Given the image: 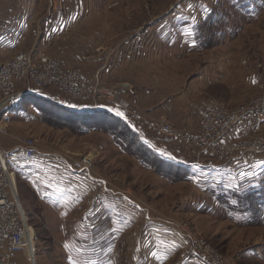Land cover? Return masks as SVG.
<instances>
[{"label":"rangeland","instance_id":"374dc122","mask_svg":"<svg viewBox=\"0 0 264 264\" xmlns=\"http://www.w3.org/2000/svg\"><path fill=\"white\" fill-rule=\"evenodd\" d=\"M98 1L106 18L95 24L105 34L91 37L118 44L82 51L89 65L74 68L93 75L105 55L122 53L119 64L99 73L113 109L129 120L119 122L122 135L98 125L81 131L69 107L88 105L57 88L43 92L58 102L40 96L50 103L37 106L20 89L14 103L0 104L2 147L33 137L55 170L7 153L35 232L26 264L34 254L33 264H70L69 255L77 264H209L199 250L226 264H264V151L220 156L162 130L166 121L196 132L198 108L210 100L232 110L264 96V0ZM132 38L141 43L130 52ZM125 82L134 96L133 87H120ZM155 90L160 98L149 97ZM168 101L178 105L165 114L160 108ZM225 136L231 142L264 136V123L252 131L235 124ZM168 161L173 167L164 166ZM242 171L261 177L241 178ZM235 194L247 202L236 205Z\"/></svg>","mask_w":264,"mask_h":264},{"label":"built area","instance_id":"2783aa9c","mask_svg":"<svg viewBox=\"0 0 264 264\" xmlns=\"http://www.w3.org/2000/svg\"><path fill=\"white\" fill-rule=\"evenodd\" d=\"M140 40L131 39V50L140 46ZM105 63L95 74L69 67L62 56L48 54L44 51L19 52L0 65V99L2 106L14 103L23 92L43 93L46 88H57L72 100L87 107H75L83 111L103 110L114 115L113 98L100 84L99 73L107 65L116 66L122 60V53L115 57H104ZM90 106V107H89ZM89 107V108H88ZM74 108V107H72ZM117 116V115H116ZM119 117V116H118ZM242 123L247 131L256 130L264 123V96L251 102L228 110L214 103H203L198 108V130L196 132L180 131L164 121L162 130L170 135H177L182 141L194 145L199 150L228 156L235 150L264 151V136L249 137L239 142L224 139V135L235 124ZM21 146L28 159L38 154L36 140L33 137L23 139ZM7 151L0 143V264H17L18 252L26 251L35 237L33 226L29 223L23 208L16 184V172L7 161ZM85 161V160H84ZM86 163V162H85ZM87 167H90L86 163ZM200 251V258L209 264H226L220 259H212L207 253ZM32 259L36 261L35 254Z\"/></svg>","mask_w":264,"mask_h":264},{"label":"crops","instance_id":"0c3cea01","mask_svg":"<svg viewBox=\"0 0 264 264\" xmlns=\"http://www.w3.org/2000/svg\"><path fill=\"white\" fill-rule=\"evenodd\" d=\"M98 2L100 1L0 0V65L19 52L44 51L48 54L64 57L69 67H87L89 63L83 64L82 62V51L86 52L94 48L96 51L101 50L102 52V50L112 49L118 44L113 47L105 45L106 42L103 41V43L98 41L96 44L97 39L91 37L92 34L94 36H98L100 33L105 34V28H98L95 24L96 21L100 23V20L106 18V13L97 9ZM104 75H107V72ZM125 83L120 84V87H133L129 83ZM134 90L132 96L137 92L136 89ZM116 91L128 95L127 91L124 92L120 89ZM25 93L31 92L27 91L22 94ZM161 93L160 90H155L149 94V97L160 98ZM22 94L19 93V95ZM33 94L58 102L55 97L46 92H33ZM210 102H214V100H210ZM176 105H178L176 101H168L164 103L160 111L169 114ZM120 118L126 122L129 121L127 117L125 119V116ZM148 142L154 147L157 146L152 140ZM11 149L15 151L16 157L27 159L21 145L13 146L10 149L5 148L7 153ZM34 161L35 163L29 164L38 165L41 171H47L49 168L52 172L55 171L52 170L51 162L53 158L49 157L48 151L39 150ZM57 161L58 159H55L54 162ZM259 175L257 174L256 177L260 178ZM17 264H26L24 251L18 252Z\"/></svg>","mask_w":264,"mask_h":264},{"label":"trees","instance_id":"16d2710c","mask_svg":"<svg viewBox=\"0 0 264 264\" xmlns=\"http://www.w3.org/2000/svg\"><path fill=\"white\" fill-rule=\"evenodd\" d=\"M31 95H33L32 98H31L33 103L36 104L37 106H39V104H40L39 102H41V101L50 103V101H45V99L40 98V95L37 96L36 94L26 93V94H23L21 98L28 97V96H31ZM70 110H71L70 112H75V115L76 114L79 115L77 120H80V121H78L79 123L77 125H78V128H80L81 131L87 130V128H89V127L98 125L100 129H103L104 127H106L107 129L112 130L116 134V136L117 135H119V136L122 135V133H120V132H122V128L119 127V122L123 123L124 120H122L120 117H118V116H116V115H114V114H112V113H110L108 111L95 110V111L89 112V111H77V110H72V109H70ZM110 122H118V123H115V125H116L115 126V125H113V123H110ZM131 142L133 143V141H131ZM141 145H138L136 147L140 148V149H143L144 151L147 152L148 150L146 148H144L143 145L142 146ZM156 160L157 159H155L154 161L156 162ZM163 163H164L165 167L166 166H169V167L172 166L173 167V163H171L169 161L168 162H163ZM166 173L168 174V172H166ZM235 198L237 200L236 205H239V204L244 205L247 202L246 198L244 199L242 196H239V195H236V194H235Z\"/></svg>","mask_w":264,"mask_h":264},{"label":"snow or ice","instance_id":"6c2138e0","mask_svg":"<svg viewBox=\"0 0 264 264\" xmlns=\"http://www.w3.org/2000/svg\"><path fill=\"white\" fill-rule=\"evenodd\" d=\"M189 7H191V5H189ZM193 43H195V41H193ZM115 114L117 116H119V117H124V115H125L123 112H121L119 110H115ZM125 119H126V117H125ZM156 151H158L161 155H164V156L169 157L171 159H176L174 156H171L169 153H167L164 150L156 149ZM259 163L260 164H264V161H260ZM194 167H199V165H194ZM256 175H257L256 172H247V173H245L243 171L240 172V177L241 178H244L245 176H256ZM64 247H65V249H70V244L68 242H65ZM152 255L156 256V253L153 252ZM68 260L70 261V264H77V261L73 258L72 255L68 256ZM92 264H95V262H92Z\"/></svg>","mask_w":264,"mask_h":264},{"label":"water","instance_id":"95a60500","mask_svg":"<svg viewBox=\"0 0 264 264\" xmlns=\"http://www.w3.org/2000/svg\"><path fill=\"white\" fill-rule=\"evenodd\" d=\"M69 108L72 109V110L83 111V110H78V109H75V108H72V107H69Z\"/></svg>","mask_w":264,"mask_h":264},{"label":"bare ground","instance_id":"6f19581e","mask_svg":"<svg viewBox=\"0 0 264 264\" xmlns=\"http://www.w3.org/2000/svg\"><path fill=\"white\" fill-rule=\"evenodd\" d=\"M84 160H85V162H86L87 164L91 165V161L88 162V161L86 160V158H85Z\"/></svg>","mask_w":264,"mask_h":264}]
</instances>
